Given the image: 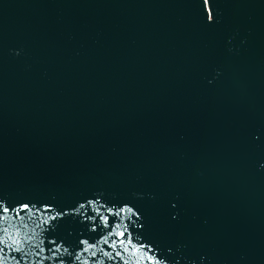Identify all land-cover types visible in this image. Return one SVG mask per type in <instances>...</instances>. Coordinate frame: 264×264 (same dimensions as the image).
Returning <instances> with one entry per match:
<instances>
[{"label": "water", "instance_id": "obj_1", "mask_svg": "<svg viewBox=\"0 0 264 264\" xmlns=\"http://www.w3.org/2000/svg\"><path fill=\"white\" fill-rule=\"evenodd\" d=\"M0 264H264V0H0Z\"/></svg>", "mask_w": 264, "mask_h": 264}]
</instances>
